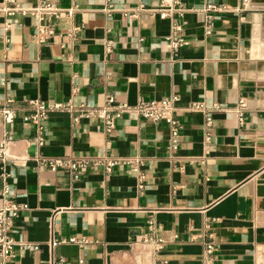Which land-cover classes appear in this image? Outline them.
Returning <instances> with one entry per match:
<instances>
[{
	"label": "crops",
	"instance_id": "0c3cea01",
	"mask_svg": "<svg viewBox=\"0 0 264 264\" xmlns=\"http://www.w3.org/2000/svg\"><path fill=\"white\" fill-rule=\"evenodd\" d=\"M7 1L0 0V104L13 100L16 115L6 124L0 113V143L10 133L7 153L18 162L0 160V206L5 188L25 206L8 264H51L53 237L92 240L59 245L54 253L65 264H203L208 240L214 264H264V0H181L187 10L175 32L179 19L160 16L162 0H60L64 10L46 22L53 33L45 41L34 36L38 20L9 14ZM206 2L224 8L209 12L210 33L200 12ZM74 27L81 28L72 36ZM178 37L188 44L173 49ZM106 93L131 106L176 94L178 145L166 123L134 113L110 133L97 118L75 121L76 109L41 124L24 119L38 98L100 106ZM194 103L220 107L209 113L210 128ZM53 157L124 163L110 172L90 166L74 180L42 164ZM134 160L142 161L143 188ZM153 210L165 240L160 255L141 243Z\"/></svg>",
	"mask_w": 264,
	"mask_h": 264
},
{
	"label": "built area",
	"instance_id": "2783aa9c",
	"mask_svg": "<svg viewBox=\"0 0 264 264\" xmlns=\"http://www.w3.org/2000/svg\"><path fill=\"white\" fill-rule=\"evenodd\" d=\"M248 0H243L246 3ZM60 0H39L38 4L33 7L20 6L14 0H8L4 6V10L9 14H22L29 15L38 20V24L35 26L34 36L40 40L45 41L49 34L53 33L51 26L46 22H52L56 20L63 12V8L59 5ZM163 7L160 8L159 14L161 17H174L177 16L179 21L173 23V31H181L184 26L183 14L187 8L182 4L181 0H162ZM144 6L140 5L137 10H143ZM223 7L217 6L212 2H206L200 12L206 14L205 18V31L211 32L212 15L210 11H222ZM70 11V10H69ZM81 27H74L71 30L72 36H75ZM173 49L179 46L188 44V41L184 38L178 37L171 39ZM179 98L176 94H171L167 97L154 100L141 99L137 104L131 106L125 102L117 101L115 96L111 93H106L105 100L102 105L94 106L88 103H81L78 106H74L70 102H47L38 98L30 101L33 113L30 116H26L24 119L28 122L41 124L46 120L51 113L54 112H70L73 109L77 110V114L74 116V120L78 121L80 118H97L103 123V127L106 133L112 132L117 124L125 114L134 113L138 117L151 122L153 124L166 123L171 131V143L175 148L178 145V140L181 135V124L176 117V111ZM13 100H8L5 104H0V113L3 115V119L6 124L12 123L15 118L16 112L12 107ZM247 107L245 99L241 98L236 106V112L238 113L239 120L243 121L244 112ZM191 109H201L207 114L206 127L210 128L212 124V116L209 113L219 110L217 105L206 106L204 104L194 103L190 106ZM12 138L10 133H6L5 138L0 143V160L5 161L8 157L18 162V157L9 155L7 153L8 146ZM40 144H43L40 141ZM124 163L123 160L104 158L88 160L86 158L79 157H53L43 158L42 164L52 171L66 170L69 171L74 180H78L82 173L90 166H103L106 172H110L112 167ZM133 170L139 176L140 188H143L145 175L141 170L142 161L134 160L132 162ZM4 201L0 206V264H8V262L14 256V249L16 241L13 237V226L15 219L19 216L20 212L25 209V206L17 203L9 194L7 188L3 191ZM157 210H153L149 214L147 219V231L145 232L141 243L150 248L155 254L160 255L165 246V240L160 235L157 227V221L155 213ZM92 240L82 237H53L50 241V247L52 250L51 264H65V258L54 253L55 249L64 243H77L81 247H84L91 243ZM34 249H39V245H33ZM216 253V246L213 240H208L203 243V264H214ZM83 263V260H81Z\"/></svg>",
	"mask_w": 264,
	"mask_h": 264
}]
</instances>
